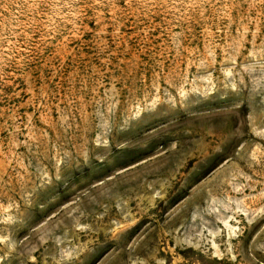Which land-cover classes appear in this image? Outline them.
<instances>
[{"label":"rangeland","instance_id":"374dc122","mask_svg":"<svg viewBox=\"0 0 264 264\" xmlns=\"http://www.w3.org/2000/svg\"><path fill=\"white\" fill-rule=\"evenodd\" d=\"M0 264H264V0H0Z\"/></svg>","mask_w":264,"mask_h":264}]
</instances>
